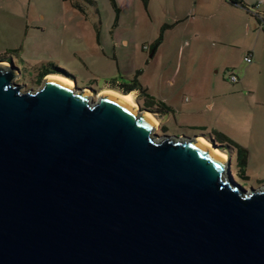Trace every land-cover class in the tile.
<instances>
[{"label": "water", "instance_id": "obj_1", "mask_svg": "<svg viewBox=\"0 0 264 264\" xmlns=\"http://www.w3.org/2000/svg\"><path fill=\"white\" fill-rule=\"evenodd\" d=\"M9 62L0 264H264V184L238 182L230 157L157 132L151 108L113 92L51 76L23 87Z\"/></svg>", "mask_w": 264, "mask_h": 264}, {"label": "rangeland", "instance_id": "obj_2", "mask_svg": "<svg viewBox=\"0 0 264 264\" xmlns=\"http://www.w3.org/2000/svg\"><path fill=\"white\" fill-rule=\"evenodd\" d=\"M78 1L82 8L72 0H0V59L14 61L23 75L43 68L66 74L91 86L94 97L105 88L120 90L100 88L115 79L142 88L132 90L139 105L147 93L165 96L174 107L151 110L157 132H204L209 139L221 130L248 149L242 176L234 148L228 152L220 138L212 139L231 158L236 180L264 184V18L253 11L259 6L264 17V0H222L209 9L204 0H116V19L111 0ZM179 14L177 24L161 30ZM98 28L116 35V55L96 43ZM247 48L256 50L251 60L244 58Z\"/></svg>", "mask_w": 264, "mask_h": 264}, {"label": "trees", "instance_id": "obj_3", "mask_svg": "<svg viewBox=\"0 0 264 264\" xmlns=\"http://www.w3.org/2000/svg\"><path fill=\"white\" fill-rule=\"evenodd\" d=\"M72 1L75 5H78L80 8H82L78 0H72ZM111 1L116 10V16H115V19H116L118 16L119 6L116 0H111ZM231 1L241 2V3L244 2L243 0H231ZM258 16L259 18H261V15H258ZM172 23L173 22H169V21L164 22L161 30H163L164 26L171 25ZM261 26L264 27V24H261ZM161 38H162V32H160V34L157 36L156 41L154 43L155 45L153 48H155L156 44L161 40ZM118 87L121 88L120 89L121 91L126 92V93H129L132 90H134L132 88H137L139 90V93L143 91L142 88L139 89V87L134 82H131V83L124 82V83L118 84ZM124 90H127V91H124ZM142 105L147 106L153 110H158L161 113L164 110H167L170 108V105L164 99L155 98L153 95L148 94V93H147V99L144 101ZM205 134L208 135V133H205ZM210 138L217 139V140L220 138L219 140L222 143L220 145L228 152L230 151V149H228L229 146H232L234 148L235 154H236V164H237L238 172L242 176H247L248 175L246 172V163H247V155H248L247 147L243 145L242 143L238 142L237 140L232 139L229 135H227L225 132L221 130H218L216 134L215 133L211 134Z\"/></svg>", "mask_w": 264, "mask_h": 264}, {"label": "crops", "instance_id": "obj_4", "mask_svg": "<svg viewBox=\"0 0 264 264\" xmlns=\"http://www.w3.org/2000/svg\"><path fill=\"white\" fill-rule=\"evenodd\" d=\"M217 1H218V4H221V2H222V0H204V2H205V4L206 5H209L208 6V8L207 9H209V7L210 6H212V4L213 3H217ZM263 7L262 8H264V5H262ZM257 9L256 10H253L255 13H256V11H258V13H260L259 12V6H255ZM211 8V7H210ZM217 8V7H216ZM206 9V10H207ZM259 9V10H258ZM210 10H212V9H210ZM214 11V10H213ZM257 14V13H256ZM192 15H193V13H192ZM257 15H259V14H257ZM182 18V16L179 14V15H175V17H174V19H172L171 21H169V22H173L172 24H177L179 21H180V19ZM261 18H264L263 17V15L261 16ZM247 28H249V24H247ZM263 29H264V27H263ZM95 38H96V43L99 45V47L102 49V50H104L105 51V46H111L112 47V49H113V51H114V54L116 55L117 54V46H118V43H117V38H116V35L115 34H104L103 32H101V30L98 28V29H96L95 30ZM121 40H122V42L123 41H126V37L125 36H122L121 37ZM248 49V48H247ZM249 49H251V48H249ZM252 50V55L253 56H255V53H256V50H255V48L253 49H251ZM245 58V57H244ZM253 58V57H252ZM246 59V58H245ZM51 71H53V72H51ZM48 72H51V73H57V71H54V70H49ZM50 74V73H49ZM60 74V73H59ZM61 74H63V73H61ZM64 75H66V74H64ZM68 76V75H67ZM115 85H118V82H117V79H115V80H113V81H109V82H107V83H105V84H103L100 88H102V87H106V86H115ZM133 89H137V88H133ZM165 98V96H162V99H164ZM168 99V98H167ZM167 99L165 98L164 100L170 105V107H174V105H173V103H172V101H167ZM210 106H212V104H213V101H210L209 103H208ZM199 133H201V134H199V135H203V136H205L207 139H208V135L206 136V134L204 133V132H199ZM203 133V134H202Z\"/></svg>", "mask_w": 264, "mask_h": 264}, {"label": "bare ground", "instance_id": "obj_5", "mask_svg": "<svg viewBox=\"0 0 264 264\" xmlns=\"http://www.w3.org/2000/svg\"><path fill=\"white\" fill-rule=\"evenodd\" d=\"M48 76L59 78V79L65 81V82H68L69 84H73L74 83V81L71 78H69V77H67V76H65L63 74L52 73V74H49ZM86 88H88V87H86ZM106 91L113 92L118 97H120L121 99H123L124 101H126L127 103H129V104H131V105H133L135 107L139 106V104L137 103V101H136V99L134 97V94H133L134 91L126 93V92H123V91L115 89V88H105L101 92H106ZM145 111L153 119L154 123L157 124L158 123V118L152 113V111L149 110V109H145ZM198 135H196L197 138H199L200 140H202L205 143H207L214 151H216L217 153L221 154L224 158H227V153L224 150L219 148L217 145H215L212 141L207 139L205 136H198Z\"/></svg>", "mask_w": 264, "mask_h": 264}, {"label": "flooded vegetation", "instance_id": "obj_6", "mask_svg": "<svg viewBox=\"0 0 264 264\" xmlns=\"http://www.w3.org/2000/svg\"><path fill=\"white\" fill-rule=\"evenodd\" d=\"M10 62L13 63L15 68H16L15 79L17 81H20L23 84V87L24 86L25 87H29V86L34 87L33 84H35L37 86L40 85L44 76H47L49 73L52 72V71L48 72L49 70H51L49 68L48 69L43 68V69H39L35 73L30 71L29 74L23 75L20 71V68L14 63V61H10ZM16 77H18V78H16Z\"/></svg>", "mask_w": 264, "mask_h": 264}, {"label": "built area", "instance_id": "obj_7", "mask_svg": "<svg viewBox=\"0 0 264 264\" xmlns=\"http://www.w3.org/2000/svg\"><path fill=\"white\" fill-rule=\"evenodd\" d=\"M256 5H257V3H256ZM256 13L259 14L258 11H256ZM259 15H261V14H259ZM145 45L147 46V44H145ZM244 57H245L247 60H251L252 57H253V55H252V50H251V49H247V50L245 51ZM229 76H230V78H231L232 80H237V79L239 78L238 74H237L235 71H233V70L230 71Z\"/></svg>", "mask_w": 264, "mask_h": 264}]
</instances>
